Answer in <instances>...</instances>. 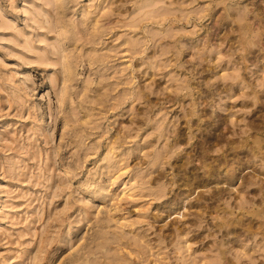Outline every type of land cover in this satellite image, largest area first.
Returning a JSON list of instances; mask_svg holds the SVG:
<instances>
[{
  "label": "rangeland",
  "instance_id": "rangeland-1",
  "mask_svg": "<svg viewBox=\"0 0 264 264\" xmlns=\"http://www.w3.org/2000/svg\"><path fill=\"white\" fill-rule=\"evenodd\" d=\"M247 139L264 0H0V264H264Z\"/></svg>",
  "mask_w": 264,
  "mask_h": 264
},
{
  "label": "bare ground",
  "instance_id": "bare-ground-1",
  "mask_svg": "<svg viewBox=\"0 0 264 264\" xmlns=\"http://www.w3.org/2000/svg\"><path fill=\"white\" fill-rule=\"evenodd\" d=\"M68 2H69V0H53V4L55 5L56 9H61V8L65 7V5ZM248 140L249 139H247L245 141V143L244 142L243 143H235L234 141L229 142L230 145L231 144L232 145H236V147L231 148V150L233 151V156L236 157L235 159H238V163H241V160H240V157H239L240 154H246L245 156H252L254 158H259L260 157L264 161V146H262L260 143L257 144L258 143V139L253 140L251 143H249ZM248 145H252V146L249 148ZM243 147H245L246 149L249 148V150L251 151V155H250V153H248L247 150H244V151L240 152L239 149H242ZM205 156H207L206 152H205ZM227 162L228 161H225V164H227ZM211 174H216V170L212 169L211 172H210V176H211ZM230 185H232V186L235 185L234 179H232L230 181ZM260 191L264 195V187L263 186L260 187ZM261 204L264 205V197H262ZM263 213H264V209H261V207L255 208V209L252 210V212L249 213V214L254 215L255 217H259V218L262 219V223L263 224L260 225V230H261L260 233L259 232H254L252 230L251 222L253 220H251L250 223H247V222H244L242 220V218L239 217L238 220L236 221L237 222L236 224L238 225L239 228L243 229L244 232H246V233L248 232L251 235L253 234V236H256V234H261V239L264 241V214ZM230 215H234V212H230ZM246 225H248V228L245 229ZM229 226H231V225H229ZM258 230L259 229L257 228V231ZM244 247H246L245 244H242V243L239 244V248L243 249ZM245 253L249 254V252H247V251H245ZM221 254L223 255V258L225 259L226 258V254H227L226 251H222Z\"/></svg>",
  "mask_w": 264,
  "mask_h": 264
}]
</instances>
